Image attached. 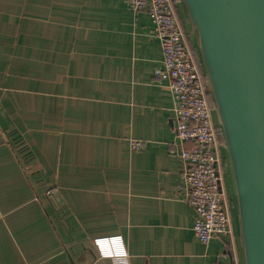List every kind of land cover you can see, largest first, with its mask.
I'll use <instances>...</instances> for the list:
<instances>
[{"label":"crops","instance_id":"crops-1","mask_svg":"<svg viewBox=\"0 0 264 264\" xmlns=\"http://www.w3.org/2000/svg\"><path fill=\"white\" fill-rule=\"evenodd\" d=\"M161 62L124 0H0V264H112L96 240L129 264L239 259L238 234L193 231Z\"/></svg>","mask_w":264,"mask_h":264},{"label":"water","instance_id":"water-1","mask_svg":"<svg viewBox=\"0 0 264 264\" xmlns=\"http://www.w3.org/2000/svg\"><path fill=\"white\" fill-rule=\"evenodd\" d=\"M232 171L224 168L239 264H264V0H179ZM234 191L235 200L232 198ZM231 263L234 258L231 256Z\"/></svg>","mask_w":264,"mask_h":264},{"label":"built area","instance_id":"built-area-1","mask_svg":"<svg viewBox=\"0 0 264 264\" xmlns=\"http://www.w3.org/2000/svg\"><path fill=\"white\" fill-rule=\"evenodd\" d=\"M134 12L151 18L161 42L162 62L156 79L166 84L174 101L175 141L173 154L184 164L182 188L195 213L193 231L209 245L220 237H232L229 201L224 186L222 143L214 125L205 81L191 45L180 23L173 0H124ZM134 152L143 141L130 142ZM191 146V147H188ZM48 195L51 196L49 192ZM114 251L108 240H96L100 256L112 264H129L125 252ZM119 241V240H118ZM117 244V245H116ZM228 264H239L237 261Z\"/></svg>","mask_w":264,"mask_h":264},{"label":"rangeland","instance_id":"rangeland-1","mask_svg":"<svg viewBox=\"0 0 264 264\" xmlns=\"http://www.w3.org/2000/svg\"><path fill=\"white\" fill-rule=\"evenodd\" d=\"M194 55H195V57L197 58V56H196V54H195V52H194ZM209 98V97H208ZM209 101H210V104H211V106H213V103L211 102V100L209 99ZM221 138V143L222 144H224V141H223V138L222 137H220ZM224 152H225V163H224V168H225V171H227V173H228V177H229V179H230V181H231V184H232V186H233V189H234V183H233V180H232V171H231V166H230V162H229V159H228V153H227V150L225 149V146H224ZM232 198H234V200H235V195H234V191H233V193H232Z\"/></svg>","mask_w":264,"mask_h":264},{"label":"flooded vegetation","instance_id":"flooded-vegetation-1","mask_svg":"<svg viewBox=\"0 0 264 264\" xmlns=\"http://www.w3.org/2000/svg\"><path fill=\"white\" fill-rule=\"evenodd\" d=\"M222 160H223V164L225 163V159H223V155H222Z\"/></svg>","mask_w":264,"mask_h":264},{"label":"trees","instance_id":"trees-1","mask_svg":"<svg viewBox=\"0 0 264 264\" xmlns=\"http://www.w3.org/2000/svg\"><path fill=\"white\" fill-rule=\"evenodd\" d=\"M220 141H221V138H220Z\"/></svg>","mask_w":264,"mask_h":264}]
</instances>
